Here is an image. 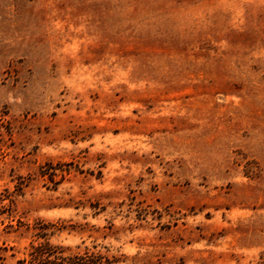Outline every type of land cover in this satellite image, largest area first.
<instances>
[{
    "label": "rangeland",
    "instance_id": "374dc122",
    "mask_svg": "<svg viewBox=\"0 0 264 264\" xmlns=\"http://www.w3.org/2000/svg\"><path fill=\"white\" fill-rule=\"evenodd\" d=\"M46 241L264 264V0H0V264Z\"/></svg>",
    "mask_w": 264,
    "mask_h": 264
},
{
    "label": "trees",
    "instance_id": "16d2710c",
    "mask_svg": "<svg viewBox=\"0 0 264 264\" xmlns=\"http://www.w3.org/2000/svg\"><path fill=\"white\" fill-rule=\"evenodd\" d=\"M42 236L43 233L40 237ZM30 256L29 261L21 260L18 264H104V257L99 253H91L88 250L84 255L64 256L61 247L54 246L48 241L33 246ZM106 262L112 264L107 259Z\"/></svg>",
    "mask_w": 264,
    "mask_h": 264
}]
</instances>
